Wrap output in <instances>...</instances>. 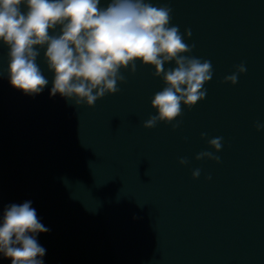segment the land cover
Instances as JSON below:
<instances>
[{"label": "water", "instance_id": "1", "mask_svg": "<svg viewBox=\"0 0 264 264\" xmlns=\"http://www.w3.org/2000/svg\"><path fill=\"white\" fill-rule=\"evenodd\" d=\"M145 2L172 9L169 26L195 45L183 55L211 62L205 99L148 129L166 86L153 66L121 68L117 93L76 105L50 95L47 45L34 48L48 84L25 94L0 41V226L9 205L31 201L49 229L35 234L43 264H264V0ZM242 63L238 82H225ZM205 151L219 162L197 160ZM0 264L11 258L0 253Z\"/></svg>", "mask_w": 264, "mask_h": 264}, {"label": "clouds", "instance_id": "2", "mask_svg": "<svg viewBox=\"0 0 264 264\" xmlns=\"http://www.w3.org/2000/svg\"><path fill=\"white\" fill-rule=\"evenodd\" d=\"M25 4L28 11H21ZM100 0H0V41L9 48L10 83L25 94H39L48 80L36 63L45 46V58L54 82L50 95L74 100L76 105H95L106 94L119 91L117 83L124 81L120 69L136 71L135 61L155 68L165 87L154 94L151 107L158 115L147 119L143 127L151 129L158 121L172 123L181 116V104L191 108L205 99L204 85L212 79V64L208 60L183 55L195 45L184 42L178 26H169L172 9L153 6L145 0H110L100 7ZM62 26V34L49 35L50 29ZM184 35L191 37L190 29ZM175 67L165 69L173 62ZM247 71L244 64L224 78L235 85L238 74ZM179 124H173V128ZM259 131L264 125L256 124ZM202 138L206 135L202 133ZM222 137L208 141L220 151ZM219 162L213 152H201L196 159ZM179 163L185 165L187 159ZM200 176V170L192 173ZM31 201L9 205L0 226V253L11 258V264H43L46 250L35 238L49 231L37 217ZM31 233V235H30Z\"/></svg>", "mask_w": 264, "mask_h": 264}]
</instances>
